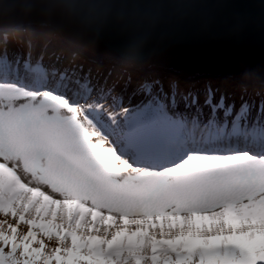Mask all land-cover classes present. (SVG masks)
I'll list each match as a JSON object with an SVG mask.
<instances>
[{
	"label": "snow or ice",
	"instance_id": "obj_1",
	"mask_svg": "<svg viewBox=\"0 0 264 264\" xmlns=\"http://www.w3.org/2000/svg\"><path fill=\"white\" fill-rule=\"evenodd\" d=\"M168 87L125 107L83 68L0 50V264H264V103L250 118L207 86L201 123Z\"/></svg>",
	"mask_w": 264,
	"mask_h": 264
},
{
	"label": "water",
	"instance_id": "obj_2",
	"mask_svg": "<svg viewBox=\"0 0 264 264\" xmlns=\"http://www.w3.org/2000/svg\"><path fill=\"white\" fill-rule=\"evenodd\" d=\"M140 2L141 20L133 31L95 19L48 20L31 11L30 0H0V32L45 26L59 32L80 57L167 68L187 77L206 72L264 83V0Z\"/></svg>",
	"mask_w": 264,
	"mask_h": 264
},
{
	"label": "rangeland",
	"instance_id": "obj_3",
	"mask_svg": "<svg viewBox=\"0 0 264 264\" xmlns=\"http://www.w3.org/2000/svg\"><path fill=\"white\" fill-rule=\"evenodd\" d=\"M52 29L45 30L42 27L40 28L39 26H32V30L26 31L24 29L18 30L17 35L11 36L10 38H20V39H25L29 40V47L32 46L31 43H34L33 49H32V54L33 56L37 57L42 56V59L40 62L44 66H46L48 69L55 68V69H70L73 70L69 65H67L64 61H62L64 67L62 66L61 61L57 62L59 67L56 68L52 62L55 60V58L63 59L66 58L69 61L76 59H79V64L81 65L82 63L85 64L83 65L82 68L85 66L84 72H94L97 74H100L102 78L99 80H94L92 79L93 84H96L98 87H111L115 85V91L113 92V95H117L123 91V103L125 107H131L130 104H138L146 101L148 99L147 96H144L140 94V92L137 90V84L141 80H152V81H159V83L163 86V91L164 93H167L169 91V83L166 84L164 81L165 78H171V81L176 82L178 84V95L176 96L177 101H181V96L185 93H193L197 94L200 97V105H201V112L197 113L195 110H184V105L182 102L179 103V109L181 111H185V114L187 117L191 120L192 116H198L200 122L202 123L210 114V110L207 106H204V99H205V90L207 86H210L212 89L215 90V100L218 101L221 96L224 97L225 99V104H231L234 105V110H239L241 104L244 103V100L246 99L249 104L251 110L254 108L253 104L255 105L264 103V92L258 91V87L256 86L257 84H252V85H244V84H238L237 82L235 83V79H229V78H221L222 80H215L211 81L209 79H206V77L200 78V79H195L191 80L189 79L184 80V79H176L172 74L168 73H160L158 74H153V73H145L144 75H138L137 73L134 72H127L123 71L125 70L124 67L122 69H116L115 67H106L102 66L99 68L98 65H96L95 62L85 60L83 57L78 56V54L73 51H75L74 48H72L67 42H63L57 34L52 32ZM2 41V39H0ZM24 41V40H22ZM14 41L9 39L7 41H4V43L7 45V47L14 49V51H18V46L13 43ZM31 45V46H30ZM16 48H13V47ZM46 46L47 47V55H44V53H40L42 51L41 47ZM26 50V47L23 48ZM39 54V55H38ZM61 54V57L58 56ZM20 55V53L18 54ZM76 57V58H74ZM45 58V59H44ZM14 59V61H16ZM65 63V64H64ZM68 63V62H67ZM57 65V64H56ZM124 68V69H123ZM114 73L117 75V77H112L111 74ZM111 76V77H110ZM137 78H136V77ZM181 81V82H180ZM55 83H59L58 80L54 79ZM184 85H183V83ZM102 84V85H101ZM153 94H159L156 89L153 90ZM161 101L164 103H168V100L165 98L164 95H160ZM253 102V103H252ZM218 118L223 119V114L222 112L217 113ZM194 135L197 137L200 135L199 131H196Z\"/></svg>",
	"mask_w": 264,
	"mask_h": 264
},
{
	"label": "clouds",
	"instance_id": "obj_4",
	"mask_svg": "<svg viewBox=\"0 0 264 264\" xmlns=\"http://www.w3.org/2000/svg\"><path fill=\"white\" fill-rule=\"evenodd\" d=\"M31 11L48 20L68 21L95 19L99 22H118L135 30L141 20L140 0H30ZM135 43V37L132 41Z\"/></svg>",
	"mask_w": 264,
	"mask_h": 264
},
{
	"label": "bare ground",
	"instance_id": "obj_5",
	"mask_svg": "<svg viewBox=\"0 0 264 264\" xmlns=\"http://www.w3.org/2000/svg\"><path fill=\"white\" fill-rule=\"evenodd\" d=\"M32 26H37V25H33V24H30V25H24V26H20V27H15V28H10V30H6V31H4V30H2L1 32H0V39H2V41H0V50H4V58H6L8 61H14V59H16V57H18V59L21 61V63L23 62V60L25 59V58H27V59H29L30 60V62H33V63H35V62H40L41 61V59H42V56H40L39 54V56H33V52H32V49H33V46H34V43H31L32 44V46L31 47H29V45H27V43H29V40H25V39H20V38H18V37H16V38H10L11 36H14V35H17V33H15V32H17L18 30H20L21 31V29H24V30H26V31H29V30H32ZM40 28L42 27L43 29H45V30H47V28L45 27V26H39ZM52 32H54L55 34L57 33V34H59V32H57V31H52ZM59 37V36H58ZM8 38L9 39H11V40H13L14 42V44H16V46H18V51H14V49H12V48H9V47H7V45L4 43V45L2 44L4 41H7L8 40ZM63 42H67V41H65L61 36L59 37ZM22 40H24V41H22ZM30 44V43H29ZM26 47V50L25 49H23V48H25ZM72 47V46H71ZM13 48H16L15 46L13 47ZM41 49H42V51L40 52V53H44V55H47L48 53V49H47V47L46 46H42L41 47ZM73 52H75V54L77 53L78 54V51H73ZM20 53V55H18ZM82 55V54H81ZM58 56H60L61 57V54L60 55H58ZM87 58H84L85 60H89V61H96L95 63H96V65H98V67L100 68L101 67V69H102V66H106V67H115L116 69H122V67H124L125 68V70H123V71H129V72H134V73H137L138 75H144L145 73H153V74H158V72H160V73H168V74H172V75H175L174 77L176 78V79H184V80H189V79H191V80H197V79H200V78H203V77H206V79H209V80H211V81H215V80H222L221 78H229L230 80L231 79H234V77L233 76H230V75H224V74H218V73H206V72H203V73H200V74H197V75H194V77L193 76H190V77H187V76H184V75H182L181 73H179V72H177V71H175V70H172V69H167V68H161V67H151V68H141V69H137V68H132V67H127V66H125V65H123V64H121V63H119V62H116V61H110V60H98V59H93V58H90V57H88V56H86ZM45 59V58H44ZM72 61V60H71ZM79 59L76 61V62H70V63H68V65L69 66H72V68H73V70L75 69V67L79 70L80 68H79ZM53 63V65L56 67V68H58L59 67V65H58V63H57V58H55V60L52 62ZM73 63V64H72ZM77 63V64H76ZM57 64V65H56ZM82 65H85V64H83L82 63ZM80 67H83V66H80ZM86 67V66H85ZM85 67L83 68V70H85ZM123 68V69H124ZM21 74H23V70L21 69ZM111 74H114V73H111ZM117 77V75H112V77ZM91 77H92V79H94V80H99L100 81V79L102 78V76L100 75V74H97V73H94V72H91ZM111 77V76H110ZM136 77V76H135ZM137 78V77H136ZM54 79V78H53ZM171 79H172V77L171 78H165V82H166V84H168V83H170V82H172L171 81ZM56 80V79H55ZM181 82V81H180ZM238 83V84H244V85H252V84H254V83H252V82H239L237 79H236V81H235V83ZM183 83V82H182ZM257 85V87H258V91H260V92H264V83H261V82H257L256 83ZM102 85V84H101ZM183 85H184V83H183ZM247 103L248 105H249V107H250V104H249V102L245 99L244 100V103ZM253 103V102H252ZM140 103H138V104H130V106L131 107H134V106H136V105H139ZM260 105L261 104H258V105H255V103L253 104V106H254V108L251 110V108H250V118H255L256 116H257V112H258V109H259V107H260ZM186 115V114H185ZM187 116V115H186ZM192 117H194V115H191ZM200 135H198L197 137H199ZM198 139V138H197Z\"/></svg>",
	"mask_w": 264,
	"mask_h": 264
},
{
	"label": "trees",
	"instance_id": "obj_6",
	"mask_svg": "<svg viewBox=\"0 0 264 264\" xmlns=\"http://www.w3.org/2000/svg\"><path fill=\"white\" fill-rule=\"evenodd\" d=\"M74 58H76V57H74ZM61 61V63H62V61H64L67 65H68V63H70V62H76L77 61V58L76 59H73L72 61H69L68 59H66V58H63V59H59V58H57V62H60ZM68 62V63H67ZM64 63V64H65ZM78 63H80V62H78ZM53 64V63H52ZM73 64V63H72ZM77 64V63H76ZM80 66H83L82 64L81 65H79V68H82V67H80ZM60 67H64V65H63V63H62V66H60ZM71 68H72V66H70ZM74 70H78L76 67H75V69Z\"/></svg>",
	"mask_w": 264,
	"mask_h": 264
}]
</instances>
